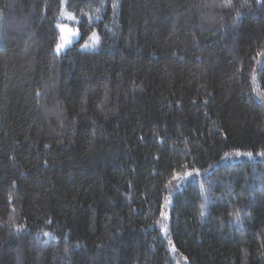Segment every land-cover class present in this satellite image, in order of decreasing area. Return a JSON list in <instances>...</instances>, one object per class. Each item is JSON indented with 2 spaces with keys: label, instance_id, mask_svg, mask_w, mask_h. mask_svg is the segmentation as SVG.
Wrapping results in <instances>:
<instances>
[{
  "label": "trees",
  "instance_id": "obj_1",
  "mask_svg": "<svg viewBox=\"0 0 264 264\" xmlns=\"http://www.w3.org/2000/svg\"><path fill=\"white\" fill-rule=\"evenodd\" d=\"M241 3L65 0L101 43L57 54L59 0H0V264H264V156L233 155L264 150V10Z\"/></svg>",
  "mask_w": 264,
  "mask_h": 264
},
{
  "label": "snow or ice",
  "instance_id": "obj_2",
  "mask_svg": "<svg viewBox=\"0 0 264 264\" xmlns=\"http://www.w3.org/2000/svg\"><path fill=\"white\" fill-rule=\"evenodd\" d=\"M64 3L65 0H59V8H60V15L61 16H67L69 20H75L76 17L72 14V13H67L64 11ZM231 4V0H227V4L225 6H229ZM257 4L261 7V10H264V4L261 3V0H257ZM120 7V0H112V10L114 15L116 14L118 8ZM251 6L247 3V0H242L241 3V8H250ZM97 13L101 12V8H97L96 9ZM0 15H2V12H0ZM236 16L239 17L240 16V12L237 11ZM99 18V17H97ZM237 23L236 19H233V26H235V24ZM56 28L60 30V36H59V40L58 42L55 44V52L56 53H60L61 49L65 48L66 45L71 43V40L73 37L80 35L81 38H83V32L86 31L87 29V25H82V29H77V30H73V29H69L67 28L66 25L64 24H60L57 23L56 24ZM88 40L91 41V43L89 44L88 41H86L83 45H81V48H95L97 47L100 43H101V37L100 35L93 30L89 37ZM264 55V52H257L256 56H262ZM253 59H255V57H253ZM39 95V93H37ZM177 103H179V101H177ZM205 115H207V113H205ZM95 123V122H93ZM45 147L47 148L48 145H45ZM229 154L225 153V156L227 157ZM235 156L239 157V156H247V157H252V153L251 152H246V153H241L240 151H236L234 153ZM258 155H264V153H258ZM187 167V166H186ZM208 172L207 169H204V174H206ZM203 174L201 173L199 168L196 167H192L191 171L189 170H184V171H172L171 173V177L168 181V183H166L164 185V187L166 189L169 190V195L164 199V203L161 204L160 207V219L157 220L155 223L157 225H159L160 227V231L162 233H165L167 235L168 233V220H169V212L166 210L167 208L172 207L173 205V199H172V193L175 192L177 189L181 188L185 182H191V183H195L196 182V178L197 177H201ZM211 188V182H209L208 185V189L210 190ZM206 189H205V185L203 183L200 184V195L203 197L205 196L206 193ZM205 204L201 203L200 204V218L203 220L205 218ZM247 214L243 212V209H235L233 212L229 213V216L231 217V221L230 222H235L237 224L242 225L243 223V217L246 216ZM45 223H50V221H45ZM151 227V225L149 226ZM12 228L15 229V232H12L10 229V235H17L21 232H26L27 229L25 228V226L23 224H19V225H13ZM42 236L43 237H52V239H55L54 236H52L51 233L49 232H42ZM65 240L68 239L67 236L64 237ZM35 239L37 241H39L41 239V233H37ZM45 244L48 243L47 240L44 241ZM172 242L169 241V244H171ZM74 247H79V245H76ZM175 246H172V251H175ZM69 251V249H65V252L67 253ZM264 255V254H262Z\"/></svg>",
  "mask_w": 264,
  "mask_h": 264
},
{
  "label": "rangeland",
  "instance_id": "obj_3",
  "mask_svg": "<svg viewBox=\"0 0 264 264\" xmlns=\"http://www.w3.org/2000/svg\"><path fill=\"white\" fill-rule=\"evenodd\" d=\"M65 6V5H64ZM64 11H65V9H64ZM66 12V11H65ZM68 13V12H67ZM62 18H63V20H64V22H61L60 24H64V25H66L67 26V28H69V29H73V30H77L78 29V26H76V25H71V23H74L75 24V22L77 21L76 19L75 20H69L68 19V17L65 15V16H62ZM58 37L60 36V30L58 29ZM90 35V34H89ZM80 39H81V36L80 35H77V36H75V37H73L72 38V40H71V43L70 44H68V45H66L65 46V48H63V49H61V51H60V53H57V54H61V53H63L66 49H67V47H69V46H71V45H73L74 43H78V47L79 48H81V45H83L86 41H88V43L90 44L91 43V41L90 40H88V38L87 39H84V40H82V41H80ZM95 48H97V47H95ZM95 48H91V47H89V48H86V49H84V48H81L82 50H85V51H88V50H90V49H95ZM55 49V48H54ZM241 153H243V152H241ZM244 153H246V152H244ZM258 153H264V150L263 151H260V152H255V153H252L253 155H252V157H247V156H239V157H237V159H244V158H247V159H255V158H261V157H263L264 155H258ZM234 155V154H233ZM232 159V158H231Z\"/></svg>",
  "mask_w": 264,
  "mask_h": 264
}]
</instances>
